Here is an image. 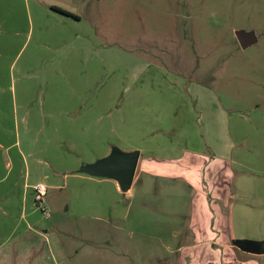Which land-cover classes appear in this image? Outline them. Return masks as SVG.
Listing matches in <instances>:
<instances>
[{
  "label": "rangeland",
  "instance_id": "obj_1",
  "mask_svg": "<svg viewBox=\"0 0 264 264\" xmlns=\"http://www.w3.org/2000/svg\"><path fill=\"white\" fill-rule=\"evenodd\" d=\"M223 119L232 161L264 181V0H0V200L49 230V264H175L187 185L128 194L78 169L159 142L210 157ZM29 174L47 186L34 216ZM257 217L238 234L260 236Z\"/></svg>",
  "mask_w": 264,
  "mask_h": 264
},
{
  "label": "crops",
  "instance_id": "obj_2",
  "mask_svg": "<svg viewBox=\"0 0 264 264\" xmlns=\"http://www.w3.org/2000/svg\"><path fill=\"white\" fill-rule=\"evenodd\" d=\"M223 122L218 126L223 128L219 130L217 152L210 157L203 154L201 146L176 147L160 142L154 148L132 145L124 150L139 151L128 194H132L137 184L145 189L160 181L173 184L178 190L181 184L191 189L190 210L185 217L186 238L183 236L184 242L178 245L184 249L175 264H264V254L245 252L232 244L233 239L248 238L238 234L239 224L248 223L255 215L261 219L263 232L256 237L251 234L249 239L264 240V181L259 178L255 181L250 171L232 161L229 147L234 141L224 119ZM104 181H109L116 191L120 189L115 180ZM38 182H41L38 177L30 174L23 181L22 204L31 216L36 212L33 208L36 203L31 204L30 200L34 197L33 186ZM12 195L15 194L7 193L2 197L4 201L0 200V231L8 232L4 237L0 235V264L55 261L57 246L49 239V230L36 227L34 217L28 219L24 210L14 215L11 208L16 199ZM234 248L244 254H236Z\"/></svg>",
  "mask_w": 264,
  "mask_h": 264
},
{
  "label": "water",
  "instance_id": "obj_3",
  "mask_svg": "<svg viewBox=\"0 0 264 264\" xmlns=\"http://www.w3.org/2000/svg\"><path fill=\"white\" fill-rule=\"evenodd\" d=\"M235 34L242 48L252 45L257 40L253 31L237 30ZM138 158V150L124 151L119 147H112L107 155L82 164L78 172L115 180L120 190L126 192L132 186Z\"/></svg>",
  "mask_w": 264,
  "mask_h": 264
},
{
  "label": "trees",
  "instance_id": "obj_4",
  "mask_svg": "<svg viewBox=\"0 0 264 264\" xmlns=\"http://www.w3.org/2000/svg\"><path fill=\"white\" fill-rule=\"evenodd\" d=\"M54 11L59 12L63 15L72 17L73 19L79 20V16L73 14L69 11H66L60 7L52 6ZM232 244L237 249H240L245 252L254 253V254H264V240H255L249 238H237L232 240Z\"/></svg>",
  "mask_w": 264,
  "mask_h": 264
},
{
  "label": "built area",
  "instance_id": "obj_5",
  "mask_svg": "<svg viewBox=\"0 0 264 264\" xmlns=\"http://www.w3.org/2000/svg\"><path fill=\"white\" fill-rule=\"evenodd\" d=\"M46 191H47V187L44 183L38 182L34 184L33 186L34 202L36 203L37 206L41 205V202L43 201V197L46 194ZM42 211L44 210L42 209Z\"/></svg>",
  "mask_w": 264,
  "mask_h": 264
}]
</instances>
